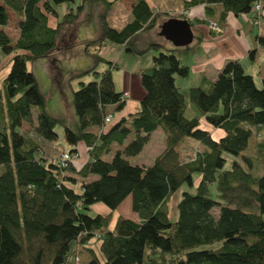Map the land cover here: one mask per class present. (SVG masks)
Here are the masks:
<instances>
[{
  "label": "trees",
  "instance_id": "trees-1",
  "mask_svg": "<svg viewBox=\"0 0 264 264\" xmlns=\"http://www.w3.org/2000/svg\"><path fill=\"white\" fill-rule=\"evenodd\" d=\"M72 1L0 0V56L11 54L0 82V264H264V77L257 86L239 61L227 60L213 80L188 87L205 123L221 130L214 139L199 126L198 115H184L185 98L174 79L187 75V65L174 49L152 43L157 53L138 72L143 95L136 112L104 123L122 109L123 93L114 89L112 63L94 54L108 66L88 69L93 78L70 92L73 120L53 116L44 110L26 62L46 55L60 25L81 11L78 5L58 20L53 5ZM89 1L107 6L115 0ZM255 1L197 0L206 21L216 4L222 21L226 12L250 15ZM9 13L17 18L15 39L5 32ZM48 15L57 19L54 28ZM153 21L144 0H134L129 21L119 29L101 13L100 35L86 41L84 50L104 39L129 45ZM255 38L264 47V36ZM23 123L32 126L33 137ZM56 126L67 147L62 153L69 156L63 165L59 157L44 156V144L59 139ZM157 128L164 147L152 163H129L127 157ZM185 139L202 150L182 159L178 146ZM79 143L86 159L76 167L70 159ZM194 173L198 180L191 191ZM182 184L170 219L166 202ZM127 196L135 218L118 215L110 229L111 211ZM95 202L109 212L88 214Z\"/></svg>",
  "mask_w": 264,
  "mask_h": 264
},
{
  "label": "rangeland",
  "instance_id": "rangeland-1",
  "mask_svg": "<svg viewBox=\"0 0 264 264\" xmlns=\"http://www.w3.org/2000/svg\"><path fill=\"white\" fill-rule=\"evenodd\" d=\"M130 0H115L110 5H104L102 2L96 1L91 2L89 0H74L72 2H61L59 4L53 5V8L58 14V20L63 19V15L66 12H69L70 9L76 11L78 5H81L83 9L79 13L76 14L73 21L70 24H62L59 27V31L55 37V42L53 48H51L46 55L30 59L26 62V69L30 71L36 80L39 90L42 95L45 97V105L46 107L53 112L58 113V109L53 108L55 102V98H53V93L51 97H49L50 88H44V85L41 81V73H44L48 79V83L50 87L56 92L58 98L60 99L61 110L64 111V115L68 114V106L70 105L68 96L72 90L78 88L79 81L87 82L93 78L92 74H81L76 75L75 72L78 71V66L80 62L86 61L89 63V66L94 68L95 71H102L107 68V64L103 61H95L94 54L102 57L104 60L110 61L113 65L111 68V72L114 74V85L115 90L120 92L123 90L122 86V70L124 67L131 68L134 66L146 67L150 63V56L152 54L157 53V51H153L151 46L144 47L145 43H155L160 42L161 44L165 43V39H163L160 35H158V31L152 30L151 28L146 29L144 31L139 32L138 35L131 39V42L127 46H122L118 44H114L109 42L108 40H102L99 47L96 46H88V51L85 52L84 45L86 41H81V37L79 33H87L86 31H90L91 33L94 30L98 29L97 33H100V14L104 13L106 23L115 28L119 29L124 22L128 20L127 12L129 9ZM153 14L155 15L156 21L158 23L161 21L160 19L164 16L162 13L158 12L157 7L152 9ZM79 16V17H78ZM67 17V16H66ZM92 17V18H91ZM127 18V19H126ZM85 19V20H83ZM89 19L93 20V24L89 26L88 29L83 26L82 23H85ZM160 20V21H159ZM250 21V19H249ZM17 18L9 13V22L5 29V32L9 34L12 39L16 38L17 29H16ZM99 27V28H98ZM153 28V27H152ZM99 37V36H98ZM158 46V44H156ZM132 47L135 51H125V48ZM159 50H165L162 46H158ZM124 49V50H123ZM173 53L180 59L184 64L187 61H192V58L187 59V55L184 51L174 50ZM196 53H190L188 57L195 55ZM9 55L0 56V82L2 78L5 76L9 69L10 63ZM148 62V65H147ZM188 63V62H187ZM186 63V64H187ZM243 66V71L245 74H250L255 78V83L257 86H260V80L256 77V66L251 65L249 60H244L241 62ZM67 75V78H64V75ZM199 80V79H198ZM176 85L178 86L179 91L184 95L185 98V109L184 115L186 117H190L192 115L199 116V126L202 128H207L211 130V135L214 139H217L222 133L219 129H213L209 127L203 118L199 115L197 108L192 104L189 100L187 89L190 86H196V81H194V77L188 75L187 77L175 76L174 79ZM68 96L66 95V92ZM55 94V93H54ZM53 96V97H52ZM126 93L122 94L123 100H125ZM71 107V106H70ZM47 109V110H48ZM70 115V113H69ZM111 122H112V116ZM32 126H29L27 123L22 124L23 131L33 137L34 132L32 131ZM163 133L161 130H156L153 132L148 140L144 143L141 150L133 155L127 157L128 162L131 164H144L150 165L153 161L154 156L161 150V144L164 142ZM44 156L47 158H56L60 157L62 152L67 148L64 142L61 139L58 141L49 142L44 144ZM81 145L77 146L75 156L71 157L72 163L79 167L86 159L85 148L82 147L83 150H80ZM179 154L182 159L191 158L196 150H202V146L193 140L185 139L178 146ZM244 153L247 156H250V145L246 148ZM2 170V166H0V171ZM198 180V175L194 173L192 175L193 186L190 188L193 191L194 186L196 185ZM184 184H182L167 200V212L170 219H174L176 217L175 213V203L177 198L179 197L181 188H184ZM76 189V187H75ZM109 209L100 202H95L91 204L87 210V213L92 214H107ZM212 215L216 216L217 207H213L211 210ZM120 215L123 217H132L135 218V214L130 209V196L125 197L121 203L111 211L108 227L111 226V223L116 217ZM95 247V246H94ZM76 264V261H75Z\"/></svg>",
  "mask_w": 264,
  "mask_h": 264
},
{
  "label": "crops",
  "instance_id": "crops-1",
  "mask_svg": "<svg viewBox=\"0 0 264 264\" xmlns=\"http://www.w3.org/2000/svg\"><path fill=\"white\" fill-rule=\"evenodd\" d=\"M144 1L147 3L151 11L153 8L157 7L158 12L164 15L160 19L161 21L159 20L160 22L158 23V21H156L155 15L153 14L154 21L152 25L153 28L151 27L152 30L158 31L161 22L169 17L186 19L189 22V24L191 23L190 29L192 33V40L188 45L183 47H174L167 40H165V43L163 44H161L160 42H155L154 44H158V46H162L163 49H174V50L184 51L187 55V59L192 58L193 59L192 61H187L188 62V63L186 62L187 64L184 63L188 67V73L185 77H187L188 75L194 77V81L197 82V84L195 85H198L202 78H205L206 80H213L219 69L222 67L223 63L227 60H237L239 61L240 64L244 60H249L251 65L256 66V72H255L256 77L260 81L261 78L264 77V47L259 46L255 38L256 35L264 36V0H260L261 9L259 11V18H258L259 22L255 26L250 23L249 14H245V13L233 14L231 12H226L223 20L219 21L218 13L220 12L221 8L218 4L213 6V12L211 14V18L209 21H206L204 16L203 5L200 2H197V0H144ZM133 2L134 0H130L129 9L127 12L128 20L126 22H128L130 19V8ZM56 22L57 19L54 16L51 15L47 16L48 26L54 28ZM92 22L93 20L89 19L88 21L82 24L83 26H85L86 29H88L90 24L91 25L93 24ZM126 22H124V24ZM86 32L87 33H79L82 42L96 39L100 35V33H97L98 29L97 30L95 29L93 33H91L90 31H86ZM138 34L139 32L136 33L133 37H135ZM151 44L152 43L148 42L143 44L142 46L144 48L150 46ZM122 46H127V45L124 44ZM251 50L252 52L250 53V55H248V52ZM125 51L132 52V50L129 48H125ZM190 53H196V54L192 55L191 57H188ZM178 59L181 61L180 57ZM144 67L134 66L131 68H126V67L123 68L122 70L123 90H121L120 92L122 93L125 92L126 97L122 109L113 114L112 117L113 121L121 116H125L128 113H133L138 110L139 107L138 101L143 95V89L140 86L138 72L140 69ZM76 68H78V71L75 72L76 75L90 74V73H86V71L91 68L89 66V63L86 61L80 62V64L76 66ZM113 75L114 74L111 72V78L114 85ZM249 75H251L253 80L255 81V78L251 72ZM65 77L67 78L66 73L64 75V78ZM41 81L45 89L46 87L49 86L48 88L52 90V92H50L49 97H51L53 93L54 97L53 96L52 97L55 98L54 100H52L53 102H55L53 108L58 109L57 110L58 113L50 111L46 107L45 97L43 95L44 110L53 116L63 117L67 121H72L73 113L70 105L68 106V114L64 115V111L61 110L62 107L59 103L60 99L58 98L56 92L50 87L48 83V79L44 73H41ZM114 89H115V85H114ZM65 92L66 95L68 96L67 91ZM67 99H69V96ZM108 108L112 109L113 106H108ZM158 129L159 128L155 129L153 132H155ZM55 130L59 135V139H61V128L59 126L58 127L56 126ZM153 132H151L149 136ZM79 145L83 147L81 143H79L77 146ZM82 147H80V150H83ZM163 147H164V143L161 144V149ZM140 165H144V164H140ZM127 218L134 219L132 217H127ZM114 221L115 219L112 221L111 226L109 227L110 229L112 228Z\"/></svg>",
  "mask_w": 264,
  "mask_h": 264
},
{
  "label": "water",
  "instance_id": "water-1",
  "mask_svg": "<svg viewBox=\"0 0 264 264\" xmlns=\"http://www.w3.org/2000/svg\"><path fill=\"white\" fill-rule=\"evenodd\" d=\"M158 34L174 47H183L192 40L190 24L186 19L169 17L161 22Z\"/></svg>",
  "mask_w": 264,
  "mask_h": 264
},
{
  "label": "built area",
  "instance_id": "built-area-1",
  "mask_svg": "<svg viewBox=\"0 0 264 264\" xmlns=\"http://www.w3.org/2000/svg\"><path fill=\"white\" fill-rule=\"evenodd\" d=\"M260 9H261L260 0H256V1L252 4V6H251V14L249 15L250 23H251L252 25H254V26L257 25L258 22H259L258 18H259V11H260ZM212 27H213V26H212ZM110 119H111L110 115L105 116V117H104V123H105V124L110 123V122H111ZM68 159H69L68 154H67L66 152H65V153H62V154L60 155L59 159H58L59 164H60V165H63L64 161H66V160H68Z\"/></svg>",
  "mask_w": 264,
  "mask_h": 264
}]
</instances>
